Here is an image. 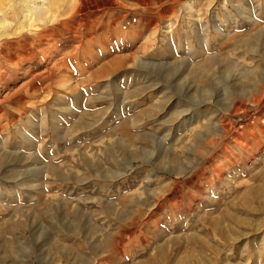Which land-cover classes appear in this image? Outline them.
<instances>
[{
    "label": "rangeland",
    "instance_id": "374dc122",
    "mask_svg": "<svg viewBox=\"0 0 264 264\" xmlns=\"http://www.w3.org/2000/svg\"><path fill=\"white\" fill-rule=\"evenodd\" d=\"M55 1L0 41V264H264V0Z\"/></svg>",
    "mask_w": 264,
    "mask_h": 264
},
{
    "label": "bare ground",
    "instance_id": "6f19581e",
    "mask_svg": "<svg viewBox=\"0 0 264 264\" xmlns=\"http://www.w3.org/2000/svg\"><path fill=\"white\" fill-rule=\"evenodd\" d=\"M55 2H56L55 0H0V7L5 8V10L2 11V13L0 14V41L2 39H4L3 38L4 36L7 38H15V37L21 38V37H23V36H21V35H23L22 33H19V32H16L13 30L15 28L18 29L19 27L14 26V24L11 23L6 18L8 13L14 14L13 17L15 15L20 16V19L23 21V23H25L26 26L33 28V24L35 22L43 21V18L48 15V13L50 12V8H52V6H54ZM14 41H16V40H14ZM10 44H12V43H10ZM19 44H20L19 41L15 42V47L19 48L18 49L19 54L16 56L15 59L18 62L22 61V60H26L27 63H30L33 60V58L31 57V53L29 52V49H27L26 46L24 47L23 45H19ZM9 53L11 54V52H9ZM10 60H11V57H9V56L2 57L0 59V68H2L4 66L3 63L4 64L6 62L11 63ZM17 64H15V65H17ZM261 94L264 95V88H263ZM230 109L231 108L228 107L227 112ZM215 129H216L215 133H217L218 136L220 135V138H224V136L229 133L228 129H225L224 131H221V132L219 131L220 129H218L217 127ZM199 136H202V135L199 134ZM214 146H215V144L213 145V148H214Z\"/></svg>",
    "mask_w": 264,
    "mask_h": 264
}]
</instances>
